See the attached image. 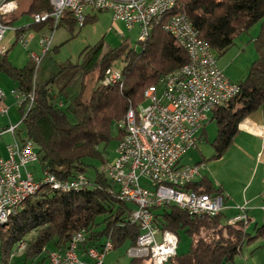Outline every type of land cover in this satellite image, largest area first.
Segmentation results:
<instances>
[{
  "label": "trees",
  "instance_id": "obj_1",
  "mask_svg": "<svg viewBox=\"0 0 264 264\" xmlns=\"http://www.w3.org/2000/svg\"><path fill=\"white\" fill-rule=\"evenodd\" d=\"M51 9L49 0H30L23 12L32 15ZM178 11L189 16L216 56L230 48L235 38L252 24L261 21L256 37L258 54L237 80L238 92L214 106L207 119L217 125L209 158H219L231 146L240 122L257 110L264 113V0H178L174 13ZM18 13H12L4 21L11 24ZM95 16L88 14L84 23ZM52 21L48 18L21 25L15 34L26 29L38 30ZM164 21L154 24L148 37L136 46L127 39L115 45L99 39L86 45L76 60L56 59V46L43 54L37 66L30 56L17 66L8 59V50L15 40L5 53H0V72L6 73L26 93L33 94L31 103L27 98L18 105L21 119L15 130L17 138L32 140L41 169L61 178L82 173L88 180L86 186L67 191L50 188L45 183L37 193L19 203L0 225V264H12L13 250L21 243L26 245L16 259L18 264H48L49 252L63 249L82 230L85 238L79 249L83 254L90 246H101L108 237L113 248L135 244L140 225L129 219L132 205L118 196L113 182L104 174L102 167L108 158L99 145H107L113 127L117 128V139L121 137L123 131L117 122L129 104L136 106L144 100L142 93L146 86L187 61V51L163 29ZM61 22L69 30L76 24L68 10L58 25ZM118 59L123 61L121 85L101 83L106 69ZM205 123L200 132L202 139ZM185 186L198 192H223L220 184H214L202 172ZM152 211L161 229L175 233L183 229L192 237L189 248L176 252L165 264H240L235 256L244 243L264 236L263 211L262 222L255 224L253 233L244 227L249 220L247 211L245 221L235 222L222 221V210L214 215L193 214L173 203L154 207ZM32 231L34 235L26 237ZM146 262L152 264L148 257L129 258V264Z\"/></svg>",
  "mask_w": 264,
  "mask_h": 264
},
{
  "label": "built area",
  "instance_id": "obj_2",
  "mask_svg": "<svg viewBox=\"0 0 264 264\" xmlns=\"http://www.w3.org/2000/svg\"><path fill=\"white\" fill-rule=\"evenodd\" d=\"M49 1L51 11L32 14V22L53 19L49 30L42 32L37 39L39 52L28 51L36 66L50 49L53 32L66 10L81 26L88 14L108 9L112 19L122 21L128 31L137 27L138 41H143L146 39L144 28L155 22L156 10L174 0ZM17 8V0H0V53L8 49L4 40L7 31H16V27L5 22L4 18ZM163 29L185 48L187 61L146 86L142 93L145 103L129 104L117 122L123 132L117 141L116 156L102 167L118 196L132 205L129 219L140 225L136 242L128 246L127 254L148 257L152 264H165L176 253L178 240L174 231L161 229L156 224L152 208L173 203L190 213L209 215L224 208L223 194L198 192L185 186L200 176L203 166L197 162L184 164L181 159L190 147L197 146L202 140L200 132L212 108L239 90L238 81L231 79L219 66L214 50L199 35L185 12L178 11ZM25 31L15 34L14 40L25 43ZM110 76H118V68L108 67L102 79ZM121 83L122 79H119ZM9 92L18 105L27 98L30 103L33 99L32 92L26 93L17 85ZM5 97L6 92L0 87V115L8 111L3 103ZM19 122L8 124L4 130L15 135ZM6 149L7 154L0 155V216L13 212L17 206L16 197L30 196L39 190L43 186L39 184V177H50V184L46 186L60 191L79 189L88 184L82 173L61 178L49 173L48 169H41V174L36 176L29 164L38 161V153L30 139L21 141L14 137ZM240 208V213L231 217L230 222L246 220V208L244 205ZM84 238L82 230L75 239H69L63 249L51 250L48 264H106L104 258L113 248L112 240L108 237L101 246L88 247L84 257L79 249ZM15 254L18 253L15 251L13 256Z\"/></svg>",
  "mask_w": 264,
  "mask_h": 264
},
{
  "label": "rangeland",
  "instance_id": "obj_3",
  "mask_svg": "<svg viewBox=\"0 0 264 264\" xmlns=\"http://www.w3.org/2000/svg\"><path fill=\"white\" fill-rule=\"evenodd\" d=\"M22 1L25 2L26 0ZM16 13H18V17L13 20V27H19L32 22V15L27 14L22 10L20 11L19 4ZM94 14L96 15L94 19L88 20L81 26L74 24L72 30L68 29V26L65 22H61L55 28L52 36L51 47H58V49L54 52V57L56 59L62 60L69 57L72 60H76L78 59L79 52L86 45H93L99 39H102L109 45L118 44L123 39H127L130 45H138L137 27H134L131 29V31H128L122 21L112 19V13L108 9L96 10L91 13V15ZM260 28L261 21L252 24L248 31L235 38V42L230 48H228L221 55L217 56V62L219 66L231 78L235 80L239 79L246 73L247 67L256 58L258 54L256 50V37L260 31ZM48 30L49 27L45 26L38 30L28 29L25 31V35H27L26 42H15L8 50V59L15 65H23L29 57V50L39 52L37 39L42 32H46ZM9 37H12V30H8L5 34V39ZM122 65L123 61L121 59H118L114 62V66L119 70L121 69ZM0 79V86L6 92L7 96V100H3V103L9 105V115L11 116L14 123H18L21 119L20 112L17 108L18 104L15 100V97H13V95L9 92L11 89L10 86L15 87V84H12L10 77L4 72H0ZM90 85L91 83L89 81L88 87ZM142 103H145V100H143ZM19 126L20 123L18 124V127ZM216 129L217 125L214 120L207 121L205 123V136H203V139L198 142L197 146L190 147L184 153L181 162L184 164H192L198 160H201L203 166L202 172L207 174L215 184H221L222 187L225 188L226 193L230 194L232 198L230 200L232 201V206L237 208L236 211L240 213V205H244L247 213L251 217L248 220L249 223H246L244 227L247 231L253 233V225L255 221L259 224L261 219H263L262 211L264 206V179L262 180V178L264 176V142L259 146L260 154L263 153L262 157L259 154L257 155V158H254L256 156V151L254 152V146H256V150L258 148V143L257 145L256 143L254 144V140L253 144L249 145L248 150H246V146H239L240 143L237 140L234 141V143H232L226 152L219 158H209L213 153L211 141L215 135ZM117 141V128L113 127L112 138L109 140L107 145L105 147H103L104 145L102 143L99 145V148L103 151V154L108 158L109 161H112L116 156L115 150ZM38 167V162L29 164L30 169H38ZM262 184V197L259 199V201L248 204L249 201L243 200V188L248 192V187L251 190L252 186L259 188ZM233 213L234 211L227 210V212H225L226 216L222 217V221H227L226 217L232 215ZM33 235L34 231H32L26 237H31ZM176 235L178 238L176 252L181 253L186 251L189 248L192 237L183 229L177 230ZM156 237L157 239H160V234H157ZM262 240L263 237L261 236L258 237L256 241L254 240L252 244L248 245L247 243H244L242 249H249L257 242ZM25 245L26 243H21L19 247L22 249H16V253H22ZM48 246H50V244H48ZM127 248V244H122L112 248L109 252H107L105 262L107 264H129L130 257L127 254ZM18 254H15V256ZM238 257L239 255L237 256V260H239ZM11 263L18 264L19 262L12 258Z\"/></svg>",
  "mask_w": 264,
  "mask_h": 264
},
{
  "label": "crops",
  "instance_id": "obj_4",
  "mask_svg": "<svg viewBox=\"0 0 264 264\" xmlns=\"http://www.w3.org/2000/svg\"><path fill=\"white\" fill-rule=\"evenodd\" d=\"M29 2H30V0H26L25 2H23L22 0H18L20 11L25 10L27 8ZM27 30L28 29H26V31ZM14 38H15V33L12 31V37L5 39V43L8 46L12 45L14 42ZM17 66H21V65H17ZM243 76L244 75H242L241 77H243ZM231 79H233V78H231ZM233 80H235V79H233ZM236 80H238V79H236ZM11 81H12V84L13 85L15 84V86H16V82H14L12 79H11ZM0 83H1V79H0ZM10 87L12 88V86H10ZM6 100H7V96H6L4 101H6ZM6 106L8 108L7 113L0 115V116H2V117H0V155L1 156H5L7 154V149H6L7 144H9L14 139V137H17L16 135H13L10 131L4 130L8 124L14 123L11 116L9 115V105L7 104ZM237 140L240 143L239 146H242V147L246 146V150H248L249 145L253 144V140H254V144L256 143V145H257V143H258L257 150H256V146H254V152L256 151V156L254 158H257V155L260 154L259 146L261 143L264 142V113L262 110L255 111L250 116L245 117L240 122L238 133L236 134L232 143H234V141H237ZM262 155H263V153L260 154L261 157H262ZM263 165H264V159H263ZM31 170L34 172V174L36 176H39L41 174V168L40 167H38V169H31ZM202 173H204V172H202ZM263 179H264V176H263L262 180ZM262 186H263V184L259 188H255V186H252L251 190L248 187V192H247V190H245L243 188V192H244V193H242L243 200L249 201L248 204L256 203L257 201H259V199L262 197V195H261ZM222 190H223L222 194L224 195V200H225V205H224V208L222 209L223 216H226L225 212H227V210L234 211V213L232 215H229L228 217H226V220L229 221L231 219V217L237 215L238 211H236L237 208L235 206H232L233 204H232V201H230L232 199L230 194L226 193L224 187H222ZM248 216L250 219L251 217L249 214H248ZM261 222H262V219H261ZM261 222H259V224ZM248 223H249V221L247 222V224ZM255 224L259 225L255 221L253 228H254ZM262 237H263L262 241L257 242L255 245H253L249 249H244V250L242 249L240 251V253L235 256V260L237 262H239L240 264H264V236H262ZM253 242L247 243V244L249 245V244H252ZM19 249H22V248L19 247L17 250H19ZM15 251H16V247L13 250V254ZM13 254H12V256H13ZM238 255H239V257H238L239 260H237ZM82 256H84L83 253H82ZM17 257H19V254L15 257H12V258H14V260H16ZM105 257H106V255H105ZM104 260H105V258H104ZM146 264H148V262H146Z\"/></svg>",
  "mask_w": 264,
  "mask_h": 264
},
{
  "label": "bare ground",
  "instance_id": "obj_5",
  "mask_svg": "<svg viewBox=\"0 0 264 264\" xmlns=\"http://www.w3.org/2000/svg\"><path fill=\"white\" fill-rule=\"evenodd\" d=\"M177 2H178V0H174V1L170 2V3H168V4L160 6V8L158 10H156L155 22H152V25H146L145 28H144V35L146 36V38L148 37V35H149L151 29L153 28L154 24H156V23L160 22L161 20L165 19V21H164V25H165V24H167V22H168V20L170 18L176 17L178 15L177 13H174V9H175V7L177 5ZM119 79H122V73L118 69V76L105 77L104 79H102L101 83H104V84H107V83H119ZM48 172L53 174L50 171H48ZM45 183L50 184V177H39V184L43 185ZM27 197H28V195H21L19 197H16V205L21 203ZM10 213H12V212H9L8 215ZM8 215L7 216H0V225L3 224L7 220ZM77 234H78V232L75 233L72 236L71 239H75Z\"/></svg>",
  "mask_w": 264,
  "mask_h": 264
}]
</instances>
